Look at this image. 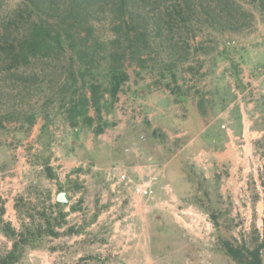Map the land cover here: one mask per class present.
<instances>
[{
	"label": "rangeland",
	"instance_id": "374dc122",
	"mask_svg": "<svg viewBox=\"0 0 264 264\" xmlns=\"http://www.w3.org/2000/svg\"><path fill=\"white\" fill-rule=\"evenodd\" d=\"M166 1L170 5L175 0ZM184 1L192 7L189 30L181 24L182 30H178L179 25L171 29L176 33L170 30L175 36L182 33L179 37L189 43V61L180 70L179 85L191 94L200 91L206 96L205 114L194 104L190 108L176 104L169 90L157 88L152 77H141L130 67V81L109 115L116 122L113 127L98 137L83 131L74 140L61 119L53 125L51 165L57 179L48 178L36 158L42 150L38 142L42 118L20 142L22 136L13 129L1 135L0 195L5 201L6 220L20 227L16 199L23 195L36 201L37 193L30 191L32 184H37L45 195L51 194L53 202L66 192L60 190L61 184L73 185V189L76 183L82 185L81 191L66 192L70 198L66 210L81 197L84 199L80 209L68 216L70 223L89 222L100 212L84 234L51 239L45 248L31 250L21 264H73L83 255L88 256L84 264H236L218 244L204 188L209 191L211 206L223 213L222 222L239 242L250 238L254 224L264 234V189L259 180L264 158L257 144L264 138L258 108L264 97V9L262 13L248 0H232L233 4L231 0ZM19 4L20 0H0V24ZM239 8L252 17L237 12ZM228 10L236 14V20L230 18ZM245 18L249 24L241 27ZM230 25L238 26L234 30ZM96 26L101 35L113 36L110 20L101 19ZM228 43L233 60L214 65L218 51ZM242 48L249 53L242 55ZM43 66L39 60L35 67L40 70ZM233 68L239 72L244 88L238 86ZM2 85L12 86L11 80L0 81ZM219 101L226 103L222 106ZM237 106L241 113L239 125L234 113ZM154 129L162 134L161 138H152ZM210 129L215 131L214 140L208 133ZM141 135L146 140L138 150L127 153L125 149ZM67 144L75 149L70 151ZM92 157L96 164L90 168ZM151 163L161 171L151 199L135 196L131 183L118 184L108 176L109 169L119 165L137 181L136 174L148 171ZM133 165L138 169L131 173ZM185 165L194 168L195 181L184 175ZM196 181L202 182L199 192ZM253 181L260 193L255 204ZM189 206L193 214L183 215L181 210ZM195 213L201 221L198 226L193 225ZM158 215L169 228L162 233L156 231ZM10 246L0 234V252Z\"/></svg>",
	"mask_w": 264,
	"mask_h": 264
},
{
	"label": "trees",
	"instance_id": "16d2710c",
	"mask_svg": "<svg viewBox=\"0 0 264 264\" xmlns=\"http://www.w3.org/2000/svg\"><path fill=\"white\" fill-rule=\"evenodd\" d=\"M248 1L263 13V0ZM230 3L233 4L232 0ZM191 10L184 0H175L170 5L166 0H20L7 21L0 24V81L11 80L12 83V86L0 87V146L4 143L1 135H8L13 129L22 136L18 139L20 142L29 136L42 118L38 135L42 150L36 158L46 176L57 179L51 165V146L55 140L53 125L61 119L70 128V137L74 140L83 131H90L98 137L113 127L116 122L109 115L130 81V67H134L141 77H152L157 88L169 90L175 96L176 104L181 103L186 108L194 104L205 114L206 96L200 91L191 94L190 90L179 85L180 70L189 61L186 52L189 43L179 37L182 33L175 36L173 33L176 32L171 30L174 25H179L178 30L183 26L189 30L187 23ZM236 11L252 17L240 8ZM227 13L233 20L237 19L236 14L229 10ZM101 19L110 20L112 37L98 33L96 24ZM180 24L183 25L181 28ZM247 24L245 18L241 27ZM167 25L170 29H166ZM212 26L216 27L214 23ZM237 26L232 25L231 29L235 30ZM228 45L218 51L214 65L221 60H233ZM240 51L242 55L249 53L246 48ZM39 60L44 64L40 70L35 67ZM232 65L234 67V62ZM232 72L238 86L244 88L239 72L235 68ZM37 101L41 103L35 104ZM219 103L224 106L226 102ZM258 108L264 124V97ZM234 113L238 125L241 124L238 106ZM208 133L212 140L216 138L214 129ZM151 134L152 138L162 137L156 129ZM257 144L264 158V138ZM67 145L70 151L75 149ZM95 164L92 157L90 168ZM183 173L195 181L192 166L185 165ZM259 180L264 189V165ZM196 184L199 192L202 182L196 181ZM253 185L255 204L260 200V193L255 181ZM60 190L81 191L82 185L76 183L73 189V185L61 184ZM30 191L37 193L36 201L23 195L16 199L19 228L5 219V201L0 195V234L11 243L0 252V264H21L31 250L45 248L51 239L80 236L100 214L97 211L89 222L70 223L68 216L80 209L84 201L82 197L66 210L67 202H53L51 194L45 195L37 184H32ZM203 197L217 228L220 248L236 264H264V234L256 225L250 238L239 242L225 226L226 222H222L223 213L211 206L212 200H209L210 194L205 188ZM155 225L159 233L169 229L163 221L155 222ZM87 257L83 255L73 264H84Z\"/></svg>",
	"mask_w": 264,
	"mask_h": 264
},
{
	"label": "built area",
	"instance_id": "2783aa9c",
	"mask_svg": "<svg viewBox=\"0 0 264 264\" xmlns=\"http://www.w3.org/2000/svg\"><path fill=\"white\" fill-rule=\"evenodd\" d=\"M145 140L146 137L141 135L139 140L132 142V144L128 146L125 151L130 153L138 150L139 144ZM108 176L109 178L116 180L118 184L128 185L131 183L132 192L135 196L151 199L156 194V185L160 180L161 171L155 164L151 163L148 165V171H144L139 175V179L137 181H133L126 169L122 168V166L115 165L109 169ZM191 209H193L192 206H189L186 210H181V213H183V215L185 214L190 216L193 214ZM194 216L193 225L198 226L201 222L199 221V215L195 213ZM206 224H208L207 221Z\"/></svg>",
	"mask_w": 264,
	"mask_h": 264
},
{
	"label": "crops",
	"instance_id": "0c3cea01",
	"mask_svg": "<svg viewBox=\"0 0 264 264\" xmlns=\"http://www.w3.org/2000/svg\"><path fill=\"white\" fill-rule=\"evenodd\" d=\"M135 166H136V164H135ZM134 165L133 166H131L130 167V172L132 173V172H135L134 171V168H137L138 169V167H135ZM141 169H139L138 171H140ZM137 170H136V172H138ZM137 176H138V178H139V174H136ZM136 198V197H135ZM146 216L148 217V218H150V217H152V218H155V216L153 215V214H146ZM161 215H158V219H156V221L155 222H161L162 220H161ZM141 219V218H140ZM147 219V218H146ZM141 220H144L145 221V218L144 219H141ZM158 232V231H157ZM159 233V232H158Z\"/></svg>",
	"mask_w": 264,
	"mask_h": 264
},
{
	"label": "water",
	"instance_id": "95a60500",
	"mask_svg": "<svg viewBox=\"0 0 264 264\" xmlns=\"http://www.w3.org/2000/svg\"><path fill=\"white\" fill-rule=\"evenodd\" d=\"M58 200L61 202H69L70 198L66 192H61L58 196Z\"/></svg>",
	"mask_w": 264,
	"mask_h": 264
}]
</instances>
